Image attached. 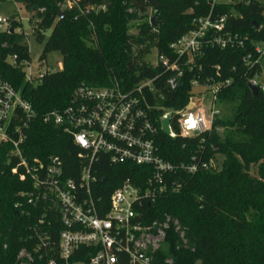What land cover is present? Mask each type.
<instances>
[{"label":"trees","instance_id":"obj_1","mask_svg":"<svg viewBox=\"0 0 264 264\" xmlns=\"http://www.w3.org/2000/svg\"><path fill=\"white\" fill-rule=\"evenodd\" d=\"M77 1V6L62 10L64 0H17L30 15L36 40L44 44L40 61L55 52L63 57V68L45 75L38 86L26 81L23 64L30 61V51L25 37L0 33V75L38 114L25 144L26 155L31 159L59 156L68 178L74 179L79 176V149L71 136L43 123L42 117L67 108L80 88L108 89L118 83L128 91L142 80L154 79L160 71L145 57L153 50L168 55L169 47L195 28V20L211 12V0ZM232 7L217 6L215 16L235 11L227 29L248 37L244 48L207 49L199 60L202 71L188 73L176 91L163 86L166 77L155 83L157 95L165 98L157 102L181 109L189 102L194 79L202 84L231 81L220 94V104L231 108L233 115L217 120L213 132L175 140L160 135L154 140L165 161L180 165L195 158L197 163L209 164L208 170L200 169L194 176L179 172L174 177L179 189L170 187L147 206V220L169 216L180 223V231H170L167 239L166 258L174 264H264V92L254 95L249 88L264 65L250 70L244 63L253 44H264V16L258 2ZM149 11L156 18L155 26L149 20L141 24L139 34H129V23ZM35 20H41L37 26ZM148 97L155 102L152 95ZM5 153L6 149L0 150V264H61L54 253L35 250L34 229L43 211L20 197L29 184L11 174ZM218 156L223 158L221 165ZM101 176L103 189L97 196L107 200L127 179L146 185L151 169L133 164L111 168L104 161ZM24 251L33 262L20 257Z\"/></svg>","mask_w":264,"mask_h":264},{"label":"built area","instance_id":"obj_2","mask_svg":"<svg viewBox=\"0 0 264 264\" xmlns=\"http://www.w3.org/2000/svg\"><path fill=\"white\" fill-rule=\"evenodd\" d=\"M257 2L264 16V0H211L210 14L196 19L195 28L173 43L168 55L157 52L158 62L149 64L160 71L154 79L142 80L128 91L118 83L108 89L80 88L67 108L44 115L43 123L60 128L79 149L77 179L68 178L65 162L59 156L31 159L26 155L25 144L38 114L21 92L0 75V150L6 149L5 166L10 167L11 174L29 184V190L20 197L43 211L39 227L34 229L37 252L50 251L61 264H174L166 258L167 239L170 231H180V223L169 216L147 220V206L170 187L179 189L174 181L179 172L194 176L200 169L208 170L209 164L197 163L195 158L180 165L165 161L154 140L160 135L175 140L213 132L216 121L223 118L220 94L231 81L220 84L208 80L202 84L194 79L189 102L181 109L161 106L157 100L163 102L165 98L157 95L155 83L166 77L163 86L176 91L188 73L202 71L199 60L207 49L244 48L248 37L227 29L235 11L233 15L215 16V9ZM1 3L23 7L17 0H0V9ZM77 5V0H64L61 8ZM18 15L16 12L7 19L0 16V33L14 29L16 34ZM40 21L35 20L34 26ZM14 22L18 24L16 29ZM252 48L253 52L244 59L250 70L264 65V44L256 43ZM28 63L23 64L24 71ZM49 73L41 74L40 81ZM25 76L35 86L33 77ZM259 77L256 74L249 85L264 92L256 82ZM160 111L163 115L158 117ZM167 116H171L169 135L163 127ZM216 131L222 132L219 128ZM104 161L111 168L128 164L150 167L151 177L144 186L125 180L106 200L97 196L102 194ZM20 257L33 262L25 251Z\"/></svg>","mask_w":264,"mask_h":264},{"label":"rangeland","instance_id":"obj_3","mask_svg":"<svg viewBox=\"0 0 264 264\" xmlns=\"http://www.w3.org/2000/svg\"><path fill=\"white\" fill-rule=\"evenodd\" d=\"M64 10V8H61ZM16 12L19 13L17 16L18 20H20L19 26L17 28L16 34H22L25 37V41L27 42V45L29 47L30 51V61L28 65L25 67V73L27 76H32L35 86H38L40 84V75L44 74L45 72L50 73H57L61 70V66L63 63V57L60 53L55 52L50 54L48 56L46 61L41 62L40 57L43 53L44 44L39 43L34 34H33V26L30 24V15L29 13L23 8L18 7L14 5L13 3H1V9H0V16L2 18H10L13 16ZM153 18L152 13L149 11L145 17L141 19H134L129 23V27L131 28L129 31V34L131 35H137L139 34V27L141 24H144V22L151 21ZM51 32L45 33V38L50 39ZM27 37V38H26ZM158 54L156 50H153L149 55L145 57V61L150 65H155L158 62ZM8 61L13 63V58H8ZM257 84L264 88V68L260 74V77L257 79ZM220 110L222 112L224 119H229L233 115V111L231 108H224L220 107ZM240 141H245L244 137L239 138ZM218 158V163L221 165L223 158L220 156ZM252 174H254V171H252Z\"/></svg>","mask_w":264,"mask_h":264},{"label":"water","instance_id":"obj_4","mask_svg":"<svg viewBox=\"0 0 264 264\" xmlns=\"http://www.w3.org/2000/svg\"><path fill=\"white\" fill-rule=\"evenodd\" d=\"M59 15H60V17H62V14H59ZM155 21H156V18L153 17V18L151 19V24H152L153 26H155ZM14 33H15L14 29H11V30H10V34H14ZM249 88H250V90L252 91V93H253L254 95L258 94V92H259V89H258V88L254 87V86H252V85H249ZM170 123H171V116H167V117L165 118V120L163 121V127H164V132H165L166 134H168V135L171 133V130H170Z\"/></svg>","mask_w":264,"mask_h":264},{"label":"crops","instance_id":"obj_5","mask_svg":"<svg viewBox=\"0 0 264 264\" xmlns=\"http://www.w3.org/2000/svg\"><path fill=\"white\" fill-rule=\"evenodd\" d=\"M63 68V66H61V69Z\"/></svg>","mask_w":264,"mask_h":264}]
</instances>
